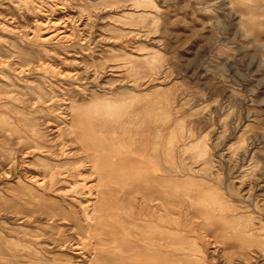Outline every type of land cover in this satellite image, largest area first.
<instances>
[{
  "label": "rangeland",
  "instance_id": "1",
  "mask_svg": "<svg viewBox=\"0 0 264 264\" xmlns=\"http://www.w3.org/2000/svg\"><path fill=\"white\" fill-rule=\"evenodd\" d=\"M146 1L0 0V264H264V0Z\"/></svg>",
  "mask_w": 264,
  "mask_h": 264
},
{
  "label": "bare ground",
  "instance_id": "2",
  "mask_svg": "<svg viewBox=\"0 0 264 264\" xmlns=\"http://www.w3.org/2000/svg\"><path fill=\"white\" fill-rule=\"evenodd\" d=\"M139 1V0H138ZM148 1V0H147ZM146 1V2H147ZM140 111L142 110H139V113ZM134 114V113H133ZM135 116V115H134ZM140 116V115H139ZM137 117V116H136ZM143 117V116H141ZM136 121V120H135ZM131 122V121H130ZM157 130V129H156ZM80 221V220H79ZM151 242H154V241H151ZM160 254V252L157 250L156 247L154 246H149L148 249L146 251H139L138 252V261H142L143 264H154V260H157L158 258V255ZM100 257V260H102L104 263L108 262V259L106 257H101L100 255H97L96 258L99 259ZM141 259V260H140ZM94 264H99V262L95 259L94 260Z\"/></svg>",
  "mask_w": 264,
  "mask_h": 264
}]
</instances>
